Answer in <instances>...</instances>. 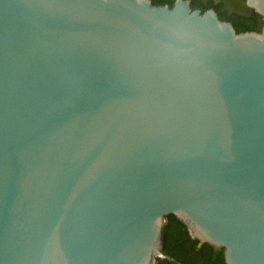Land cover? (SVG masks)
<instances>
[{
    "label": "water",
    "instance_id": "1",
    "mask_svg": "<svg viewBox=\"0 0 264 264\" xmlns=\"http://www.w3.org/2000/svg\"><path fill=\"white\" fill-rule=\"evenodd\" d=\"M171 215L264 264V24L0 0V264H156Z\"/></svg>",
    "mask_w": 264,
    "mask_h": 264
},
{
    "label": "trees",
    "instance_id": "2",
    "mask_svg": "<svg viewBox=\"0 0 264 264\" xmlns=\"http://www.w3.org/2000/svg\"><path fill=\"white\" fill-rule=\"evenodd\" d=\"M176 0H152L154 5L172 7ZM193 9L205 12L215 9L221 20L231 22L238 33L261 32L262 17L246 5V0H191ZM163 252L156 264H225L222 249L201 244L193 238L186 225L171 215L163 228Z\"/></svg>",
    "mask_w": 264,
    "mask_h": 264
},
{
    "label": "rangeland",
    "instance_id": "3",
    "mask_svg": "<svg viewBox=\"0 0 264 264\" xmlns=\"http://www.w3.org/2000/svg\"><path fill=\"white\" fill-rule=\"evenodd\" d=\"M218 1V0H217Z\"/></svg>",
    "mask_w": 264,
    "mask_h": 264
}]
</instances>
